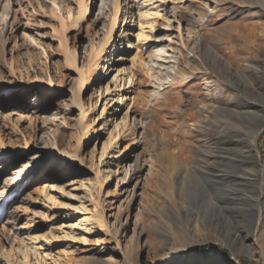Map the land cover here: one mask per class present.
Masks as SVG:
<instances>
[{
    "label": "rangeland",
    "instance_id": "374dc122",
    "mask_svg": "<svg viewBox=\"0 0 264 264\" xmlns=\"http://www.w3.org/2000/svg\"><path fill=\"white\" fill-rule=\"evenodd\" d=\"M142 1L0 0V264H264V0ZM207 78L261 118L200 130Z\"/></svg>",
    "mask_w": 264,
    "mask_h": 264
},
{
    "label": "bare ground",
    "instance_id": "6f19581e",
    "mask_svg": "<svg viewBox=\"0 0 264 264\" xmlns=\"http://www.w3.org/2000/svg\"><path fill=\"white\" fill-rule=\"evenodd\" d=\"M152 1H155V3H159V5L155 6V8H153V9L146 10L145 13H141V14L139 13L141 20H143L144 23L148 24V25H152L153 21L151 19L158 16L160 11H162V5L166 4L170 0H143L142 3L146 4L145 6L147 7V6L154 4V3H152ZM213 4H217L216 0H213ZM80 8H81L80 16L72 24L71 28L77 27L78 22L80 20H83L84 16H86L88 8L85 6V4L82 3V0L80 2ZM214 11L216 12V8L212 7L211 12L215 13ZM122 18L124 19L125 16H123L121 4L119 3V4H116V7H115L114 19L112 22L110 35H109L108 39L106 40V42L104 44L101 45V47L99 49L94 51V54L91 58L90 63L88 64L87 68L81 72L82 81H81L79 93L77 95H75V101H76V105L80 107L81 112H82V116H81L82 127L85 131V137H87L86 140L91 138L92 131H93V124H90L88 121H86L87 111H85L81 105L82 102H81L80 95L90 88L91 84L94 83L97 76L100 74V71H102L106 68V66H104L105 63H103L102 59L107 54H112L110 51V49H111L110 44L111 43L113 44V42H114V35L116 32V28L121 26V23H123L126 20L125 19L124 21H122L123 20ZM68 30H70V28ZM68 30H66V31H68ZM143 38H144L143 36H140L139 40L143 39ZM66 41L67 40L64 37L62 40V44L66 50L67 61H68V63L74 65L75 64V57L68 51ZM45 85H48L49 87L53 86L51 83H47V84L45 83ZM205 86H206L207 93H206V101L201 105V111L204 115V118H203L202 122L199 123L200 124L199 125L200 130H204L205 129L204 126L206 124H209V123L211 124L210 120H211L213 115L216 116L217 122L220 121L221 119H225L228 122L229 118H227V117H229L230 113L235 114V115L237 114L241 118L240 121H242L243 117H246V116L250 117L251 115L255 116L257 118L258 117L261 118V116L258 115L257 111H254V112L251 111L252 107H250L249 105L243 106V108L242 107L238 108L237 107L238 105L234 104L235 101L233 103H230L231 99L228 98V96L225 92V88L219 86L218 83L210 82L209 79L207 78V79H205ZM217 94H220L228 102L227 108L220 107V104L218 103V101L222 98L218 99L216 96ZM214 122H216V121H214ZM225 129H228V126L225 127ZM260 134H261V131L258 128L257 131L254 133V135L251 138L252 145L255 146L257 144V140L259 139ZM225 141H226L225 146L228 147L229 149H232V146L237 144V143H235V141H233L231 139H226ZM227 152H229V151H227ZM61 155L65 156V154H61ZM73 158L77 159L76 156ZM82 222L83 221H79L77 224V227H81ZM85 222L86 223L95 222L99 225H102L103 224V217L100 213H94L91 215L90 218H86ZM3 254L4 255L2 256V258H4L3 260H5V262H6L5 258L8 257L6 255V254H8V252L4 251ZM24 260L26 261L25 264H28L27 257H25Z\"/></svg>",
    "mask_w": 264,
    "mask_h": 264
}]
</instances>
